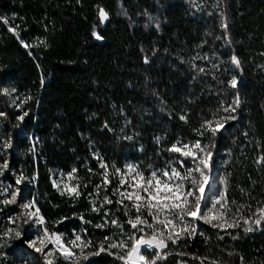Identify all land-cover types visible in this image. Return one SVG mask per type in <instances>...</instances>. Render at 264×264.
<instances>
[{
    "label": "trees",
    "instance_id": "trees-1",
    "mask_svg": "<svg viewBox=\"0 0 264 264\" xmlns=\"http://www.w3.org/2000/svg\"><path fill=\"white\" fill-rule=\"evenodd\" d=\"M100 8L107 21L101 22ZM0 17L8 21L0 20V90L11 93L0 92V166L8 164L0 168V201L9 198L4 187L20 189L17 204L0 203V264H45L24 242L40 226L66 240L85 236L94 242L85 253L96 251L118 230L95 227L103 210L91 211L87 193L101 177L87 169L102 170L93 154L120 168L131 160L146 174L149 164L178 157L165 149L177 139H197L193 129L237 95L236 119L214 138L208 133L200 139L212 152L215 175L227 179L233 206H250L242 210L248 216L264 203V164L256 162L264 155V0H0ZM233 76L236 88L228 84ZM73 168L83 182L91 179L75 200L52 184L59 171ZM33 200L44 225L23 222L28 210L19 205ZM105 207L128 232L123 210L115 203ZM197 223L204 236L167 249L189 255L173 254L158 264H199L192 254L219 264H239L241 256L246 264H264V227L247 234L242 227L229 230L239 239L219 240L217 229ZM9 228L22 231L23 241L4 237ZM145 255L150 258L151 250ZM56 264L69 262L59 258ZM82 264L120 262L101 253Z\"/></svg>",
    "mask_w": 264,
    "mask_h": 264
},
{
    "label": "snow or ice",
    "instance_id": "snow-or-ice-1",
    "mask_svg": "<svg viewBox=\"0 0 264 264\" xmlns=\"http://www.w3.org/2000/svg\"><path fill=\"white\" fill-rule=\"evenodd\" d=\"M98 12L101 22L108 20V13L103 8H100ZM0 20H3L4 23L8 22L4 17H0ZM223 27L227 29V24H224ZM10 31L16 32V29L10 28ZM93 35L97 39H102L96 31L93 32ZM24 46L28 47L27 44ZM231 62L237 68L240 67L241 62L236 55L231 56ZM145 63H148L147 57H145ZM199 71L203 72L204 69L200 68ZM228 84L232 88H236L237 77L233 76ZM11 91L15 92L16 90L12 89ZM0 92L11 95L8 89H2ZM27 99H31V97H27L24 102H27ZM240 104L241 100L237 95L230 105L222 106L212 112L211 118L203 119L200 127L193 129L197 139L188 142L177 139L165 151L170 154H179L178 157L170 156L163 168H155L149 164L147 175L145 174L146 169L140 164L128 163L120 168L115 164L109 165L98 153L93 154L102 170L95 173L92 168L87 169L90 176L99 175L101 177L100 183L94 185L93 190L87 193L91 211L100 213L103 210L102 222L96 224L95 227L98 229L114 227L118 230L110 236H105L96 245V251L85 253V249L94 245V242L85 236L75 234L72 239L66 240L62 234L50 233L47 227H44L41 236L24 242L35 252L43 255L45 264H56L59 258L68 261L69 264H82V261H88L90 256H98L101 253L112 256L120 264H158L173 254L181 257L189 255L185 252L172 253L167 249L170 244L178 245L181 241L190 240L197 235L204 236V233L199 231L197 221H202L217 229L219 240H223L225 235L230 236L233 240L239 239L238 233L233 235L229 230L243 227V232L247 234L264 227V205L257 207L251 217L245 216L242 211L243 208H250V206L240 205L233 209L232 206L236 205V201L228 199L226 178L221 181L224 185L223 190L211 197L206 192V189L210 188V183L214 182V178L209 172L212 152L202 144L200 138L208 133L214 138L229 121L236 119L232 113L236 112ZM221 111L226 115H220ZM27 114L25 112L18 117V120H23ZM4 115L5 113L0 112V116ZM179 119L185 123L188 122L187 114L180 115ZM126 138L131 139V137ZM159 140L160 138H157V142ZM188 160L192 161V167L186 166ZM256 162L264 164V155H261ZM7 167V162L0 166L3 169ZM77 173L78 169L76 168L67 174L61 173L59 180H52L53 187L61 195H67L74 200L79 199L85 194L82 189H87L90 186L91 179L89 178L85 183L83 182L84 178L79 177ZM23 179L22 176L18 177L16 183H21ZM113 183H115V187H111ZM109 187H111V196L108 194ZM2 191L7 193L9 198L0 201V203L4 205L17 204L19 188L9 192V189L4 187ZM241 191L245 190L241 189ZM112 197L116 199L113 200ZM113 203L119 206L117 211L122 209L127 217L126 224L130 226L128 232L124 230L125 224L121 223L119 219L113 218L111 211L105 207ZM98 204L99 206H97ZM19 206L25 210L34 208V211L23 213L25 224L29 220L40 225L45 224V218L40 213V209L34 207V200ZM80 219H84L83 214H80ZM241 221H243V225ZM10 222L14 224L15 220L10 218ZM85 223H91V221H85ZM2 235L22 241L24 237V233L18 228H9ZM49 244L53 247L48 248ZM147 250H151L150 258L145 255ZM228 255H233V253L228 252ZM192 258L198 260L199 264H219L218 261L210 260L208 257H198L192 254ZM240 259L241 264H244L243 256ZM178 264H187V262L181 260Z\"/></svg>",
    "mask_w": 264,
    "mask_h": 264
},
{
    "label": "rangeland",
    "instance_id": "rangeland-1",
    "mask_svg": "<svg viewBox=\"0 0 264 264\" xmlns=\"http://www.w3.org/2000/svg\"><path fill=\"white\" fill-rule=\"evenodd\" d=\"M128 163H133V161L127 160L125 162V164H128ZM133 164H136V163H133ZM164 166H165V164L162 165V166H159V167H155V166H153V167H155V168H163ZM186 166L187 167H192L193 166L192 161L188 160ZM213 170L214 169L211 167V165L209 163V172H210V175L214 178V182L210 183V188L206 189V192H208L210 197L212 195L218 193L219 191L223 190V187H224L223 184L221 183L222 180L217 175H215ZM61 173L62 172L59 171L56 176L54 175V177H52V180L53 179L59 180L61 178V175H60ZM63 174H67V172H65ZM146 175H147V173H146ZM64 178L66 179V176ZM25 204H27V203H25ZM261 205H264V203H262ZM261 205H259V206H261ZM259 206H257V207H259ZM232 207H233V209H235L237 206L236 207L232 206ZM257 207H254L253 209L249 210V215L247 217H251L252 213L255 212V209ZM28 211H34V208L33 209H29ZM33 219H35V218H33ZM197 222H199V221H197ZM241 224L243 225V221H241ZM43 229L44 228L42 226H40L39 228H36V229L34 228V232L33 233H35V235L33 236V239L35 237H37V236H41L43 234ZM146 231H148V230H146ZM50 233H53V232H50ZM148 234L150 235L151 233L149 232ZM37 246H39V245H37ZM52 247L53 246L51 244L48 245V248H52ZM147 251H150V250H147Z\"/></svg>",
    "mask_w": 264,
    "mask_h": 264
},
{
    "label": "built area",
    "instance_id": "built-area-1",
    "mask_svg": "<svg viewBox=\"0 0 264 264\" xmlns=\"http://www.w3.org/2000/svg\"><path fill=\"white\" fill-rule=\"evenodd\" d=\"M177 264H178V263H177ZM239 264H241V262H240ZM244 264H246V263H244Z\"/></svg>",
    "mask_w": 264,
    "mask_h": 264
}]
</instances>
